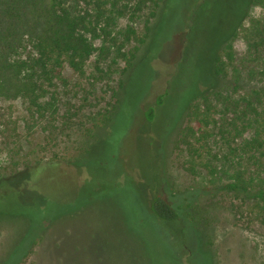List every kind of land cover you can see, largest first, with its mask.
Returning <instances> with one entry per match:
<instances>
[{"label": "rangeland", "instance_id": "374dc122", "mask_svg": "<svg viewBox=\"0 0 264 264\" xmlns=\"http://www.w3.org/2000/svg\"><path fill=\"white\" fill-rule=\"evenodd\" d=\"M198 3L162 1L150 36L125 77L121 92L125 106L111 135L95 143L78 168L69 161L81 142L78 122L109 100L117 75L107 66L114 53L99 56L96 52L82 75L65 67L41 109L19 98L0 96V174L14 172L1 178L0 210L26 208L38 213V222L43 223L26 239L28 229L19 215L0 216V264H13L18 258L16 264H173L166 243L176 264H264L263 207L207 192L213 184L200 166L206 145L217 140V131L211 139L196 134L202 136L192 155L188 145L194 143L192 135L178 143L179 129L188 124L187 110L176 115L179 101H173L175 93L182 96L197 76L213 80L211 59L230 34L235 35L233 65L239 80L237 75L233 85L231 71H226L227 90L237 98L264 87V78L254 75L260 67L247 60L248 44L257 41L249 35L250 22L263 21L262 12L249 0H207L205 28L191 52L190 28ZM145 17L146 12L135 20L137 36L143 33ZM125 24L124 19L118 22L120 28ZM94 46L103 44L95 41ZM181 80L185 86H179ZM163 93L164 105L156 108L155 121L147 122L142 114L151 105L147 99L152 97V102ZM37 163L56 164L61 173L77 177L75 199L73 183L56 191L48 189L56 198L72 202L58 204L27 187L28 172ZM180 194L189 202L182 203ZM155 195L183 207L202 206L209 200L216 204L212 223L198 227L182 220L162 223L151 215ZM23 239V247L18 248Z\"/></svg>", "mask_w": 264, "mask_h": 264}, {"label": "trees", "instance_id": "16d2710c", "mask_svg": "<svg viewBox=\"0 0 264 264\" xmlns=\"http://www.w3.org/2000/svg\"><path fill=\"white\" fill-rule=\"evenodd\" d=\"M162 1L0 0V96L19 98L29 107L41 109L46 94L55 81L60 79L65 67L82 75L86 62L96 52L99 56L114 53V58L107 66V70L117 75L114 85L109 88V100L103 108L78 122L77 128L82 130L79 137L81 142L76 148L75 156L69 159L78 168L86 162L91 147L99 141L104 142L111 135L113 123L122 105L125 106V100L121 96L125 77L150 36L153 20L157 17ZM206 4L207 0H199L194 10L195 18L193 17V27L190 28V32L193 31V42L189 43L191 52L197 47L200 34L205 28ZM249 4L260 9L263 21L253 19L250 22L249 35L257 37V41L248 44L247 60L260 67L254 75L264 78V0H249ZM144 12L146 17L142 24L143 33L137 36L135 20ZM123 19L126 24L124 28H120L118 22ZM180 30L179 27L174 32L175 35L179 36ZM234 36L227 35L211 59L213 80H201L197 76L182 92H187L185 95L181 96V92L175 93L173 101H179L180 106L176 115L186 109L188 121L187 126L178 131V143L187 135H192L194 143L188 145L193 155L196 153L194 145L202 136L196 134L203 133V137L208 135L211 139L214 138L211 134L216 130L217 140L212 145H206L205 158L200 166L209 183L213 184L207 192L213 196L223 193L240 201L250 200L256 205L261 204L264 209V87L252 89L247 95L237 98L227 90L226 71H231L233 85L236 86L237 79L239 80V72L233 65L236 57L232 45ZM95 41H100L103 46L97 48L94 46ZM183 59L184 62L187 57ZM181 84L186 85L184 80L179 81V86ZM151 99L152 97L147 99L151 105L147 104L142 112L147 122L155 121L156 108L164 105L166 94L155 95L152 102ZM13 173L0 174V184L4 181L2 177ZM28 176L27 187L46 195L55 203L72 202L71 199L56 198L49 192L56 191L60 186L69 187L73 183V198L77 196V177L61 173L56 164L37 163L29 170ZM217 181H223V184ZM179 200L182 203L189 202L183 194H180ZM209 202L208 200L202 206L190 203L184 207L181 203L173 206L164 197L155 195L149 207L151 215L162 223L182 220L188 225L198 227L212 223L211 211L216 204ZM24 210L29 211L30 215L22 217ZM6 212L9 216L19 215L22 218L23 226L28 229L25 233L26 239L43 224L38 222V213L26 208L0 210V216ZM23 243L24 239L20 241L18 248H22ZM166 248L173 264H176L172 247L168 248L166 243Z\"/></svg>", "mask_w": 264, "mask_h": 264}]
</instances>
